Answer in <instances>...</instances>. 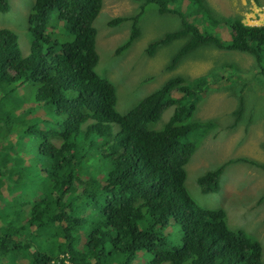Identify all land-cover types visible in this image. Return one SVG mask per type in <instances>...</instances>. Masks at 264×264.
I'll use <instances>...</instances> for the list:
<instances>
[{"label": "trees", "instance_id": "16d2710c", "mask_svg": "<svg viewBox=\"0 0 264 264\" xmlns=\"http://www.w3.org/2000/svg\"><path fill=\"white\" fill-rule=\"evenodd\" d=\"M143 1L180 18L177 30L147 49L153 55L161 45L182 42L166 70L215 48L252 55L264 75V25L219 16L204 0H186L184 12L185 0ZM101 7L102 0H34L25 56L16 33L0 29V264L20 256L27 264H133L150 249L149 264H262L258 241L229 229L221 210L199 207L185 186V166L216 124L194 119L198 102L211 90L227 91L237 107L230 129L244 120L247 83L240 68L228 66L224 86L217 73L175 75L118 113L116 89L95 72L93 23ZM8 9L9 1L0 0V13ZM140 15L128 46L139 36ZM217 28L227 29L229 39ZM254 99L253 109L264 103ZM255 164L264 171V163ZM224 167L197 179L201 193L218 191ZM170 226L180 245L164 232Z\"/></svg>", "mask_w": 264, "mask_h": 264}, {"label": "rangeland", "instance_id": "374dc122", "mask_svg": "<svg viewBox=\"0 0 264 264\" xmlns=\"http://www.w3.org/2000/svg\"><path fill=\"white\" fill-rule=\"evenodd\" d=\"M8 1L9 9L0 13V29L13 30L18 37L22 54L26 55L27 17L34 0ZM204 2L219 16H241L247 25H264V0ZM180 6L184 12L187 1H182ZM139 13V36L128 46L126 42L132 31L133 18ZM114 18H124L125 21L110 25ZM185 18L192 21L188 15H185ZM93 26L95 51L98 56L95 72L107 79L116 89L115 109L121 114L129 111L143 96L175 75L194 79L207 73H217V79L224 86L228 83L224 80L230 72L228 66L231 65L232 69L236 66L240 68L238 76L242 82L247 83L244 120L230 129L233 117L236 118L237 107L235 98L227 91L211 90L198 102L194 119L211 120L216 124L204 131L205 134L197 142L196 150L185 166V186L199 207L221 210L229 229L242 230L254 237L261 245L260 259L264 264V171L255 164L264 163V103L256 102V109L252 108L253 95L255 99H264V75L259 74L254 57L236 51L206 48L192 53L174 70H166L165 66L182 42L175 40L161 45L153 55L149 54L147 49L150 43L160 39L165 33L177 30L180 27V18L173 13H159L153 5L144 6L143 0H102L100 13ZM216 32L223 40L229 39L227 29L217 28ZM122 46L128 47L121 49ZM215 87L217 85L213 86ZM174 96L179 97V94L174 92ZM171 110L172 108L164 112V120L170 116ZM250 116L254 119L246 120ZM223 164L225 167L219 179L218 191L201 193L197 179ZM173 228L170 226L164 232L171 234L172 238L168 237L170 241L180 245V233L174 232ZM81 249L82 244L78 245V251ZM152 250L139 253L133 264L141 263L143 256L142 264H149L154 257ZM27 263L28 259L20 256L15 264Z\"/></svg>", "mask_w": 264, "mask_h": 264}, {"label": "bare ground", "instance_id": "6f19581e", "mask_svg": "<svg viewBox=\"0 0 264 264\" xmlns=\"http://www.w3.org/2000/svg\"><path fill=\"white\" fill-rule=\"evenodd\" d=\"M25 56V55H24Z\"/></svg>", "mask_w": 264, "mask_h": 264}]
</instances>
